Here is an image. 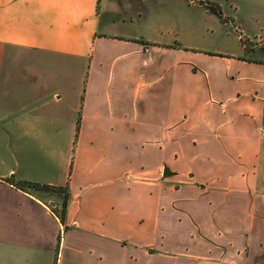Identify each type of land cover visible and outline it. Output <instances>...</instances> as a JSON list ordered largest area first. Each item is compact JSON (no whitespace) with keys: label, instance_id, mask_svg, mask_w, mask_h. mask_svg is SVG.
<instances>
[{"label":"crops","instance_id":"0c3cea01","mask_svg":"<svg viewBox=\"0 0 264 264\" xmlns=\"http://www.w3.org/2000/svg\"><path fill=\"white\" fill-rule=\"evenodd\" d=\"M134 2L0 0V264H264V64L166 42ZM8 178L67 184L64 223Z\"/></svg>","mask_w":264,"mask_h":264},{"label":"rangeland","instance_id":"374dc122","mask_svg":"<svg viewBox=\"0 0 264 264\" xmlns=\"http://www.w3.org/2000/svg\"><path fill=\"white\" fill-rule=\"evenodd\" d=\"M138 1L135 0L134 6H138L141 15L149 18L153 23L152 26L155 28L153 34L161 36L166 42L176 46L196 45L199 49L209 52L237 55L242 52L240 39L243 38L255 51L251 57L264 56V0H141L139 5ZM213 6L220 10L221 18L207 10L208 7L213 8ZM256 35L261 36L254 37ZM248 56L244 53L241 57ZM20 61L27 62L25 57H21ZM53 65L63 67L65 61L63 58H57ZM56 74L59 78H64L68 73L62 68L60 71L57 68ZM78 74L79 72L71 73L70 79L78 80ZM44 139L47 141L45 143H48L44 152L46 162H61V155L56 157V154L49 149L59 146L61 148L59 153L62 154L65 143L68 144L67 153L71 154L70 137L68 140L67 135H46ZM0 142L6 141L0 140ZM3 150L0 160L5 165H13L15 160L5 148ZM28 155L29 159L33 158L31 150ZM49 196L60 198L62 194Z\"/></svg>","mask_w":264,"mask_h":264},{"label":"trees","instance_id":"16d2710c","mask_svg":"<svg viewBox=\"0 0 264 264\" xmlns=\"http://www.w3.org/2000/svg\"><path fill=\"white\" fill-rule=\"evenodd\" d=\"M189 1V0H188ZM191 1V0H190ZM207 10L211 13L216 15L217 17L221 18V12L220 10L213 6V8L208 7ZM241 45L243 46L244 53L246 55H249L246 58H242V60L247 61V62H252V63H260L264 64V56L262 57H251V55L255 52L252 47L250 48L248 45V41L246 39H240ZM79 121V117H78ZM263 125H264V107H263V117H262ZM6 182L10 183L17 189L23 191V192H31V193H44V194H62V196L59 198L60 199V204H59V209L52 208V212L57 216V218L60 220V222L63 224L65 221V216H66V209H67V203H68V186L65 184L64 186H49V185H41L38 183H33L29 181H24V180H15L8 178L6 179Z\"/></svg>","mask_w":264,"mask_h":264},{"label":"water","instance_id":"95a60500","mask_svg":"<svg viewBox=\"0 0 264 264\" xmlns=\"http://www.w3.org/2000/svg\"><path fill=\"white\" fill-rule=\"evenodd\" d=\"M162 175L165 176V177L170 175V173L168 172L167 168L163 169Z\"/></svg>","mask_w":264,"mask_h":264}]
</instances>
